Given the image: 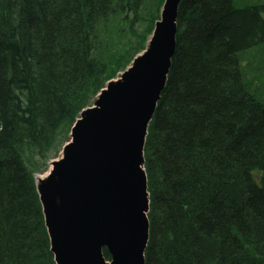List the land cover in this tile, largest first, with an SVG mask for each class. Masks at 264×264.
I'll return each instance as SVG.
<instances>
[{"label":"trees","instance_id":"1","mask_svg":"<svg viewBox=\"0 0 264 264\" xmlns=\"http://www.w3.org/2000/svg\"><path fill=\"white\" fill-rule=\"evenodd\" d=\"M164 1L0 0V264H55L34 176L145 50ZM176 26L143 148L145 264H264V61L247 58L264 4L181 0Z\"/></svg>","mask_w":264,"mask_h":264},{"label":"water","instance_id":"2","mask_svg":"<svg viewBox=\"0 0 264 264\" xmlns=\"http://www.w3.org/2000/svg\"><path fill=\"white\" fill-rule=\"evenodd\" d=\"M180 2L164 1L145 52L81 112L60 156L35 176L55 264H145L143 148L174 54Z\"/></svg>","mask_w":264,"mask_h":264},{"label":"rangeland","instance_id":"3","mask_svg":"<svg viewBox=\"0 0 264 264\" xmlns=\"http://www.w3.org/2000/svg\"><path fill=\"white\" fill-rule=\"evenodd\" d=\"M233 1H234L235 7L236 8H240V9L244 8V7H249V6H252V5H262V4H264V0H233ZM247 58L249 60H252L253 62L261 64V62L264 61V48H261V49H258L256 51H254V52L249 53L247 55ZM242 67H243V69H246L247 66L245 65V63H242ZM253 67H255V66H253ZM247 77L248 76H246V78ZM258 91H259L260 95L263 96V98H264V88H260V89H258ZM49 169H50V166L47 164V167H46V169L44 170V172L42 174H44L45 172L47 173L49 171ZM41 175H39V176L37 175V176L38 177H42Z\"/></svg>","mask_w":264,"mask_h":264}]
</instances>
